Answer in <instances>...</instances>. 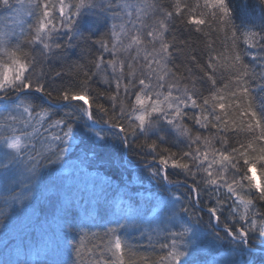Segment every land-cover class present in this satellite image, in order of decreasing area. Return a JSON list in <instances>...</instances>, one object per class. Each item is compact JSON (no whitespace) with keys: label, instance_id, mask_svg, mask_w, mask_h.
Wrapping results in <instances>:
<instances>
[{"label":"trees","instance_id":"1","mask_svg":"<svg viewBox=\"0 0 264 264\" xmlns=\"http://www.w3.org/2000/svg\"><path fill=\"white\" fill-rule=\"evenodd\" d=\"M66 2L71 4L74 0H66ZM100 2L103 5V0ZM112 2L115 4L117 0ZM162 2L167 7L174 0H162ZM182 3L188 5L192 14L204 18L206 23L204 25L188 23V10L185 11L184 16H176L171 20L165 36L174 46L170 48L167 66L178 76L184 77L181 80L182 86L191 88L195 83L199 95L194 98L198 103L202 104L203 98L208 97L210 93L213 94V98L216 95L224 98L223 102L227 108L224 112L217 110V115L222 116L223 121L228 124L227 135L230 145L238 147L239 143L246 142L250 138L243 128L240 131H234L240 125L246 127L250 120L249 116H244L242 119L240 116V112L247 108L249 98L241 96L239 86L234 80L236 68L233 67L230 58L233 44L230 26L221 24L213 16L218 9L206 7L205 0H182ZM226 3L231 10V25L238 29L235 43L239 49H245L247 46L243 41V33L253 30V26H255L254 30H259V27L264 25V0H226ZM120 11L121 9L116 7L91 8L85 11L78 18L73 32L72 46L65 50L66 56L57 59L49 55L43 65H36L35 71L37 73L44 71L49 76L54 71H63L65 75L49 81L53 86L83 79L84 73L89 72L92 61L101 58L107 61L112 58L96 41L103 39L107 42L111 38V15ZM1 20L6 21L0 18V22ZM113 21L119 24V19L116 21L113 19ZM29 23H33V19L27 16L24 23L10 28L0 24L3 27L0 34L7 36L4 43L0 44V64L10 62L9 53L16 50L17 43L30 54L29 59L32 56L39 59L41 44L37 42L28 45L20 35L22 30L26 35L28 34ZM66 39L63 31L55 37L56 42ZM108 46L111 47V44ZM248 51L256 53L257 49H248ZM193 55L197 62L204 66L209 63V58H212L214 67L207 70L216 81L214 86L207 76L190 61L189 57ZM244 62L255 67L256 78L249 81L252 102L257 113L264 117V88L257 87L258 84L264 83L260 80L262 69L259 62L251 55L245 56ZM188 69H191V73ZM108 71L110 72L111 69ZM193 77L195 79H192ZM91 88V95L96 97L94 101H91L94 112L92 120H88L77 109L83 103L82 101H74L71 105L68 102L55 105L56 115L52 119L63 117L65 112L74 114L69 121L73 123L74 137L70 140L65 154L67 166L62 167L45 162L39 175L34 179L31 188L33 197L26 202L25 211L22 212L18 205L8 199L29 183L23 167L19 165L11 167L6 175L5 171L0 169V213L3 214L0 215V264H61L62 259L70 251L68 246L80 247L81 242L83 243V264H94L100 259L101 253L105 260H115L116 258L108 251L111 243L114 242L115 235L120 236L126 245L124 264H162L161 258L165 257L167 251L171 249L162 248L161 245L171 244L173 238L170 233L180 230L177 222L194 226L195 233L204 230L197 235L200 237L198 245L187 249L183 264H216L218 262L233 264L235 256L245 258L249 250L231 244L226 237L221 247L218 244L215 247L213 244L215 242L212 241L214 234L218 233L222 236L223 231L214 227L208 209L219 207L217 201H220L223 203L224 217H228L230 206L235 207L233 201L239 204V200L230 193L228 187L222 182L218 185L210 184L207 173L203 169L197 172V169L193 167L192 170L197 172V175L191 177L187 176L183 170L173 168L171 159L165 167L159 163V157L153 160L149 150L141 151L132 145L124 144L119 136L110 134L104 139L97 137L96 132H100L103 136L104 131L109 133L112 131L110 126L103 123L108 116L97 111L95 107L96 104H102L105 108L111 109V102L107 96H98V92L111 94L112 89L100 77L93 79ZM25 91L30 94L29 101L36 112L52 105L43 93L35 89ZM234 92L235 96L232 95ZM178 94L173 93V95ZM121 98L127 106L128 100L123 98L122 91ZM132 99L134 100V97ZM184 111L188 115L180 120V123L191 129L189 135L192 139H189L187 135L182 136L172 132L162 121L157 123L156 130L149 133V137L157 140L161 149H170L172 153L188 152L189 145L193 151L200 147L203 152L205 151L204 140L201 139L200 145H197L194 138L199 135L211 139L217 130L211 127L205 129L196 125L191 119L193 115L201 113L200 108L194 109L189 103ZM20 112L22 109L10 111L0 105V162H6L4 153L11 151L3 144L5 138L19 136L23 143L28 142L24 133H31L32 128L22 123L23 118L16 123L9 119L10 116L19 117ZM45 119L48 118L45 117ZM44 128H47V124ZM47 136L48 134L44 133L36 137V140L41 141L36 145L38 150L49 146ZM184 137L186 140L183 139ZM142 141L143 137H140L137 142ZM213 146L216 149L221 148L218 141H214ZM208 150L211 152V149ZM164 155L169 154L164 153ZM252 155L258 156L259 153L252 152ZM176 159L181 163H189L192 167L191 159H183L181 155H177ZM211 159L210 154L209 160ZM237 164L241 169L236 175V179L243 185L240 189L241 195L246 199L250 196L254 199L256 203L254 211H264V201L255 199L257 190L249 188L246 178L241 181V176L245 175L243 159L237 157ZM207 167L206 164L203 165V168ZM156 168L160 169V176L151 171ZM210 171L215 174L220 169L214 166ZM255 171L258 179L254 183L264 184V162L257 160ZM164 174H167L168 180L173 183L170 184L169 181L164 180L162 178ZM222 174L230 183L233 172ZM117 202H126L136 209L135 226L118 229L115 234H112L108 233V229L116 228L117 221L120 224L126 223L119 214L114 215L110 210ZM162 203L167 204L166 212L163 214L153 212V209L161 207ZM184 208H187L188 212L182 211ZM240 211H243L242 206ZM224 217L221 218L222 227ZM66 224L70 225L68 231L64 227ZM56 242L59 243V247L54 246ZM256 243L264 244V240L253 237L250 247ZM215 254L219 255L214 256ZM249 260V264H264V252L252 253L251 256L249 255Z\"/></svg>","mask_w":264,"mask_h":264},{"label":"snow or ice","instance_id":"2","mask_svg":"<svg viewBox=\"0 0 264 264\" xmlns=\"http://www.w3.org/2000/svg\"><path fill=\"white\" fill-rule=\"evenodd\" d=\"M16 2L22 4L24 0H16ZM27 2L29 11L26 15L33 19V23L28 24L27 35L23 30L20 35L28 45L37 42L42 45L39 50V59L36 56L29 59L30 54L25 52L17 43L16 50L9 53L10 62L0 64V105L10 111L22 109L19 117L10 116L9 119L16 123L20 118H23L22 123L32 128L31 133H24L27 143H23L19 136L3 140L6 149L11 151L4 153L6 162H0V169H3L6 175L9 168L17 165L22 166L29 179L28 184H25L16 195H12L8 199L18 205L22 212L25 211L26 202L33 197L31 188L34 179L39 175V171L45 162L62 167L67 166L65 154L70 140L74 137L73 123L69 121L74 114L65 112L63 117L52 119L56 115L55 105L60 102H68L71 105L74 101H82L83 103L77 109L88 120H92L94 112L91 101H94L96 97L91 95V84L93 79L100 77L112 89V92L111 94L98 92V96L106 95L111 102V109L105 108L102 104H96L95 107L97 111L108 116V119L104 120L103 123L107 124L108 127L110 126L112 131L111 133L104 131L103 136L100 132H96L97 137L104 139L110 134L119 136L124 144L132 145L141 151L149 150L153 160L159 157V163L165 167L171 159V166L183 170L187 176L195 177L197 172L203 169L207 173L210 184L224 183L230 193L239 200V204L233 201L235 207L230 206L228 217H224L223 203L220 201H217L219 207L208 209L209 216L215 220L217 228L221 226V218L224 217L222 230L228 241L233 245L247 248L250 247V241L253 237L264 240V211H254L256 208L254 199L251 196L246 199L241 195L240 189L243 188V185L236 179V175L241 171L237 164V157H239L244 161L243 170H245V175L241 176V181L246 178L249 188L257 190L255 199L264 201V184L254 183L255 176L248 175L254 173L257 160L264 162V117L257 113L252 102V90L249 81L256 78L255 67L244 62V57L247 55H251L254 60H257L262 69L260 80L264 81V25H261L259 30H254L255 26H253V30L243 33V41L247 47L241 50L235 43L238 29L231 25V10L226 0H205L206 7L211 6L218 9V12L213 13V16L221 24L230 26L233 37L230 58L233 67L236 68L234 80L239 86L241 96L249 98L247 108L240 112V116L241 119L244 116H249L250 120L246 127L240 125L234 131H240L243 128L245 134L250 138L246 142L239 143L237 147L230 145V139L227 135L229 132L228 124L223 121L222 116L217 115V110L224 112L227 108L223 102L224 98L219 95L213 98V94L210 93L208 97L203 98L202 104L198 103L197 99L194 98L199 95L195 83L191 88L186 85L182 86L181 80L184 77L178 76L167 66L170 48L174 46L165 36L171 20L176 16H184L185 11L188 10V23L194 25L206 23L201 16L192 14L188 5L183 4L182 0H174L167 7L164 6L162 0H139V2L137 0H117L115 4L112 0H103V5L100 0H74L71 4L67 3L66 0H27ZM101 7H116L126 10L127 20L119 24L113 23L111 38L107 42L103 39L96 41L101 45L103 51L112 58L107 61L102 58L92 61L91 68L89 72L84 73L83 79L53 86L49 81H54V78L61 77L65 73L54 71L51 76L44 71L37 73L35 71L36 65H43L49 55L57 59L66 56L65 50L72 46L73 32L78 18L91 8ZM0 8L13 10V0H0ZM120 16L119 12L112 14L114 20ZM149 20L150 22H146ZM129 24L131 27H126ZM61 31L67 39L56 42L55 37ZM6 39L5 34H0V44H3ZM109 44L111 47L108 46ZM248 49H257V52L252 53ZM189 59L214 86L216 81L207 70L214 67L211 62L212 58H209V63L206 66L200 65L194 55L190 56ZM109 69H111L110 72ZM188 71L191 73V69ZM257 87L264 88V83L258 84ZM30 89L43 93L52 102V105L36 112L35 107L29 101L30 94L25 91ZM121 91L123 98L128 100L127 106L121 98ZM174 92L179 94L173 95ZM232 95L235 96L236 93L234 92ZM189 103L192 108L201 109L199 115L191 117L195 124L205 129L215 128L217 132L211 139L199 135L194 138L197 145H200L201 139L204 140L205 151L203 152H201L200 147L193 151L190 145L188 152L179 154L172 153L167 148L161 149L157 140H152L149 137V133L156 130V125L160 121H166V126H174L180 135H187L189 139H192L189 135L191 129L178 122L188 115L184 109ZM109 111L111 112L110 115ZM45 117L48 119L46 120ZM45 124H47V128H44ZM44 133L48 134L47 143L49 146L38 150L36 145L41 141L36 140V137L42 136ZM140 137H143V141L137 142ZM34 140L35 142H33ZM214 141L219 142L220 149L213 146ZM208 149H211V152ZM252 152H258L259 155L253 156ZM164 153L169 155L165 156ZM210 154L211 162H209ZM177 155H181L183 159H191L192 167L189 163H181L176 159ZM204 163L208 164L207 168H203ZM214 166L220 169L215 174L210 171ZM193 167L197 169V172H193ZM151 171L157 176L161 175L159 168ZM229 171L233 172L230 183L222 174ZM214 175L215 178H213ZM162 178L169 181L167 174L162 175ZM169 183L173 182L169 181ZM241 206L243 211H240ZM166 209L167 204L162 203V206L154 208L153 212L163 214ZM110 210L114 215L119 214V217L124 219L126 223L120 224L117 221V227L109 228L108 233L115 234L118 229L135 226L136 209L131 204L117 202ZM182 211L188 212V209L184 208ZM0 215L3 214L0 213ZM64 227L66 231L70 230V225L66 224ZM177 227H179V231L170 233L173 238L171 244L161 245L162 248L171 249L167 251L165 257L161 258L162 264L165 261L166 264H183L187 249L198 245L200 242V237L195 235L194 226L178 224L177 222ZM212 239L213 242H220L222 238L216 233ZM54 246L59 247V243H54ZM68 247L70 251L62 259L61 264H83V243L81 242L80 247L71 245ZM125 247L121 237L115 235L114 242L111 243L108 251L116 259L105 260L101 253L100 259L94 264H124Z\"/></svg>","mask_w":264,"mask_h":264},{"label":"rangeland","instance_id":"3","mask_svg":"<svg viewBox=\"0 0 264 264\" xmlns=\"http://www.w3.org/2000/svg\"><path fill=\"white\" fill-rule=\"evenodd\" d=\"M13 3H14V9L11 10V11H9L8 9L0 8V18L6 20V21H2L1 20V22H0V24L2 26H4V27L10 28V27L15 26L16 24H22L26 20V17H27L26 11L29 9L28 2L26 0H24V2L21 4V3H17L16 0H13ZM120 14H121V16H120V18H118L119 19V23L124 22L125 20H127L126 10L121 9ZM116 20L117 19H115V21ZM112 21H113V19H112V15H111V25H113V23H114V21L113 22ZM1 25H0V31L2 32L3 31V27ZM126 27H131V25L130 24L126 25ZM116 30L118 31L119 29H116ZM111 31H113L112 26H111ZM41 47H42V45H41ZM162 122H165V124H167L166 121H162ZM178 122L180 123V120ZM167 127L172 132L178 133L174 126H167ZM183 139L186 140V137H184ZM209 162H211V160H209ZM204 164H206V166H208L207 163H204ZM249 174L250 175H254L255 176V181H257L258 176L256 174V171H254V173H249ZM214 221L215 220L212 219V224L214 225V227L216 229H219V230L223 231L222 230L223 227L220 226L219 228H217L215 223H214ZM202 226L205 227L203 223H202ZM203 231H201V232H203ZM197 232L195 233L196 236L201 233V232H199V233H197ZM222 233H223L222 236H220L222 238L221 241L219 243H217V242L213 243L215 245V247L217 246V244L220 245V247H221L225 243V239L224 238L226 237V235H225L224 232H222ZM246 249L249 250V254L245 255V258H243L241 256H238V255L235 256L236 259H235L233 264H249V261H250L249 260V255L251 256L252 253H255L257 251L264 252V244L263 243H261V244L256 243L253 247H247ZM220 251H222V250H220ZM216 255H219V254H215L214 256H216ZM199 264H201V263H199ZM216 264H222V263L218 262Z\"/></svg>","mask_w":264,"mask_h":264}]
</instances>
